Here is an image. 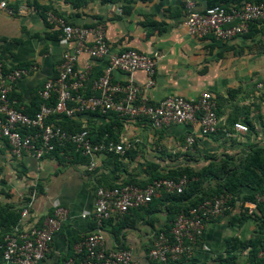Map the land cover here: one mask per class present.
I'll use <instances>...</instances> for the list:
<instances>
[{
	"label": "crops",
	"instance_id": "0c3cea01",
	"mask_svg": "<svg viewBox=\"0 0 264 264\" xmlns=\"http://www.w3.org/2000/svg\"><path fill=\"white\" fill-rule=\"evenodd\" d=\"M7 1L15 14L6 16L0 12V62L12 68L21 67L20 65L35 67L15 83L10 94L22 110L29 109L30 103L37 96V90L53 75L54 66L69 47L59 36L56 40L44 36L55 32L40 17L39 12L44 8L45 12H52L71 24L87 26L99 19L103 21L105 39L111 53L133 49L153 56L151 88H144L147 76L142 71L131 74L113 72L114 81H131L137 84L138 97L156 103L166 96L194 98L198 93L207 91L215 102L221 128L228 129L233 122L249 123L248 130L260 128L255 117L258 113L263 115L264 95L257 92L255 84L264 76V24H253L247 37L237 36L228 41H217L210 36L195 38L186 35L182 25L184 0H116L115 5L119 8L123 6L129 9L125 13L119 9L120 15L117 18L107 17L103 11L99 12V17L72 16L76 9L63 0ZM239 1L192 0L194 9L198 12L205 10L212 2H220L227 7ZM261 3L264 5V0ZM32 34H37V37L32 38ZM251 43H256L258 52H248ZM84 62L82 55L75 69L82 68ZM90 63L86 87L104 66L103 60ZM250 91L252 94H249ZM246 93L249 97L241 98ZM75 122L85 126L94 122L101 124L105 119L80 115ZM187 134L193 136L201 154L216 152L220 146H225L221 142L220 133L202 135L196 123L152 129L140 120H130L122 122V127L117 132L118 140L126 139L131 144L128 157L116 160L98 157L96 169L89 173L85 170L84 163L73 161L72 158L59 161L53 156H45L36 161L28 154H23L18 160H13L5 142L0 140V208L8 207L14 211L20 209L17 223L8 230L40 225L49 214L53 202L65 207L68 218L54 234L49 251L40 263L61 264L69 248L95 230L90 217H80L90 212L94 189L97 186H114L123 182L128 174L137 183L145 181L147 177L137 169L141 164L166 167L185 163L183 160L169 163L163 158L162 151L179 150ZM230 138L239 141L245 137ZM36 181L39 182V189L36 192L29 191L30 196L26 195L25 187L29 190ZM23 212L25 214L22 215ZM148 221H152V229ZM125 223L129 226L116 232L113 220L102 223L100 231L104 248L128 249L138 264H150L146 259V251L151 246L153 230L161 229L168 223L163 210L159 208L151 215L130 211ZM247 224L245 222L242 226L247 227ZM222 225V222H208L192 255L177 264H193L190 261L193 259L201 262L213 253L221 252L222 249L213 252V246L220 240L218 231ZM2 233L0 228V240ZM221 243L219 241V245ZM0 264L3 263L0 261Z\"/></svg>",
	"mask_w": 264,
	"mask_h": 264
},
{
	"label": "built area",
	"instance_id": "2783aa9c",
	"mask_svg": "<svg viewBox=\"0 0 264 264\" xmlns=\"http://www.w3.org/2000/svg\"><path fill=\"white\" fill-rule=\"evenodd\" d=\"M0 12L6 16L15 14L7 0H0ZM183 12L185 33L195 38L210 36L217 41H228L243 36L251 24H264V5L251 0H240L227 7L217 5L202 12L195 11L192 0H184ZM44 21L59 33L60 40L69 44V47L54 66L53 75L37 90L39 103L32 115L23 113L10 94L15 83L35 67L28 65L12 68L0 62V140L5 142L13 160L28 154L38 161L55 148L70 146L85 160V170L93 173L98 157L121 156L131 149L126 139L114 142L104 135L97 141L89 136L83 125L78 131H67L54 123L94 113L100 116L111 113L122 122L140 120L152 129L196 123L202 135H211L219 130L227 138H243L247 135L249 130L242 122H233L228 129L219 126L215 102L207 91L198 93L194 98L166 96L156 103H150L138 97L137 84L114 81L113 72L131 74L142 71L147 76L144 88H151L154 60L153 56L133 49L111 53L105 39L104 26L100 22L93 21L87 26L71 24L49 11L44 13ZM82 55L85 62L82 68L76 70L77 61ZM95 60H103L104 66L86 87L90 62ZM255 89L264 94V76L256 82ZM194 142L193 136L187 134L179 150H191ZM186 183V178L181 176L177 179H155L143 186L123 182L110 188L97 186L93 192L90 212L80 216L90 217L95 230L74 243L71 254L61 264H138L128 249L104 248L100 231L102 223L109 219H119L130 210L146 206L161 193L179 194ZM230 199V195L222 192L201 201L186 212L176 214L169 224L168 235L158 232L154 236L146 259L164 263L192 255L202 238L205 225L222 214ZM262 202L264 191L254 195L251 202L243 204L246 214L255 213L256 205ZM67 218V209L53 202L49 214L40 225L12 230L0 246L2 263L40 264L49 251L54 234Z\"/></svg>",
	"mask_w": 264,
	"mask_h": 264
},
{
	"label": "trees",
	"instance_id": "16d2710c",
	"mask_svg": "<svg viewBox=\"0 0 264 264\" xmlns=\"http://www.w3.org/2000/svg\"><path fill=\"white\" fill-rule=\"evenodd\" d=\"M91 1H97L99 5L116 3V0H63L64 3L71 5V7L75 9L81 8ZM254 3H261V0H254ZM217 5H222V4L220 2H214V3L212 2L208 4L207 8ZM121 10L125 13L129 9L128 7L121 6ZM45 11L46 10L42 8L39 12L43 22H45L43 15ZM97 22L100 21L97 20ZM254 24H258V23H254ZM252 26L253 24L249 25V28L247 32L243 35V37H247L248 35H250L251 32L250 27ZM44 36L48 39L56 40L59 36V33L55 31L52 32V35L45 34ZM31 37L36 38L37 34H32ZM20 66L23 67L26 65H20ZM263 95L264 94H262V96ZM52 102L53 101L51 100L50 103ZM38 103H39V99L36 96V98L33 99L32 102L30 103L29 109L23 110V113L29 116L32 115L36 111ZM90 116L105 119V122L95 126L90 124L85 125V129L88 131L89 136H91L93 140L98 141L105 135L107 139H110L114 142L118 141L117 132L122 127V121L119 118H117L114 114L111 113H107L101 116L100 114L94 113V114H90ZM54 123L55 125L59 126L61 129L67 131H78L81 129V125L79 123H76L75 119L58 120V121H54ZM246 124L249 127L248 125L249 123ZM249 132L250 130L248 131V133ZM216 133H220V135L222 134V132H218V131ZM130 150L131 149L126 150L121 156L110 155L107 157L114 158V160L122 157L126 158L128 157ZM48 156H53L59 161H61L64 158H72L73 161H80L82 163H85V160L81 158L78 153L74 152L73 148L70 146H67L66 148H55L50 154H48ZM203 159L206 164L200 167L198 170H194L188 164L185 163L183 164L179 163L173 166H166L164 167V169H158L156 165H150L151 172L149 173L145 181H142L141 183H137L133 178L130 177L129 174L127 175L126 179L123 180V183L135 184L137 186H143L146 183L151 182L152 180L161 179V178L177 179L181 176H184L187 180L186 185L179 194L161 193L156 198H153L146 206L130 210V211H140L141 214L144 215H151L153 212H157L159 208L163 210L168 223L165 226H163V228L161 229L153 230L152 241L154 236L158 232H163L165 235H168L167 233L169 229V224L176 214L181 212H186L189 208L196 206L198 203H200L203 200H207L224 192L231 196V199L227 203V208H228V206L229 207L233 206L236 194L242 189L250 191L249 194L242 196L241 198L242 204L251 202L253 200L254 195L264 191V148L252 146L240 158L237 167L231 170L226 168L227 162L222 161L223 165L218 173L216 171L217 162L213 161L210 157H204ZM208 181L213 182V187L211 189L207 188ZM110 187L113 186H109L107 188ZM38 189H39V182L36 181L34 186H31L29 188V191L36 192ZM255 209L256 212L250 215L246 214L245 212L246 210L244 208H241L240 211H238L237 213H230V218L228 221L229 225L236 224L237 226H242L245 222H247V219L254 217L256 218L254 220L255 230L253 231V236H250L245 240H241L237 236L226 238L224 241V247L222 251L223 255L218 254L216 256L217 259L216 264H241V263H236V255L234 254V252H239V253L243 252L245 254V260L243 264H264V202L256 205ZM19 212L20 209L14 211L13 209L8 207L0 208V228L1 231L3 232L1 234L2 237L0 240V246L3 243L4 237L12 231L8 229L17 223L19 219ZM126 215L116 220L109 219L114 221L113 229L115 230V232L129 226L128 224L125 223ZM148 222H149L148 223L149 226L152 229V221H148ZM121 249L123 248H118L116 250H121ZM148 250L146 251V254ZM0 253H1V249H0ZM259 253H261L260 257L258 256ZM70 254H71V248H69L63 259L69 256ZM186 258L183 257L175 262L166 261L164 263H157L154 261H149V263L177 264L182 260H185Z\"/></svg>",
	"mask_w": 264,
	"mask_h": 264
},
{
	"label": "rangeland",
	"instance_id": "374dc122",
	"mask_svg": "<svg viewBox=\"0 0 264 264\" xmlns=\"http://www.w3.org/2000/svg\"><path fill=\"white\" fill-rule=\"evenodd\" d=\"M115 4L116 3L107 4V5H99L97 1H91V2H88L85 6L74 10L72 12V16L99 17L100 16L98 15L99 12L103 11L107 14V17L117 18L120 15L119 9H121V7L119 8V6ZM99 21L103 25V21H101L100 19ZM255 44L251 43V45H249L250 47H248V52H251V51L258 52L259 51V49L255 47ZM250 92L249 94H252V92L251 93ZM244 96L247 97L248 94L247 93L242 94L241 98H243ZM258 110L260 111V106L258 107ZM255 120L259 122L260 128H258L257 130L255 129L250 130L247 136H244L245 138H243V140L240 139L238 141L236 138H227L221 134L220 136V138L222 139L221 142H224L225 146H222V147L220 146V148L216 152H211V153L206 152V153L201 154L199 152L198 147L196 146V143L194 142V146L191 148V150H188L186 152H181L180 150H177V151L173 150L172 152H169L166 149H163L162 151L163 158L167 160L169 163L177 162V160H183L185 163L187 162L191 168H193L194 170H198L200 167L206 164L203 158L210 157L213 161L217 162L216 164L217 173L219 172L220 168L223 165L222 161L227 162V165H226L227 169L229 170L234 169L237 167L240 158L249 150V148H251L252 146L264 148V112H263V115H260L258 113L255 117ZM92 125L95 126L98 124L97 122H94ZM214 139L216 140L217 137H214ZM150 165L145 166L144 164H141L137 166V169L143 172L146 177H148L149 173L151 172ZM156 166L158 169H164L163 166L162 167H159L158 165ZM207 183H208L207 188L211 189L213 187V182L208 181ZM25 189H26V195H29L30 192L27 189V187H25ZM249 193H250L249 190H245V189L240 190L236 194L233 206L232 207L228 206V208L224 210L225 212L223 211L220 216L212 220L213 223L222 222L223 224L221 229L218 231L220 232L219 236H221L219 241L222 243L219 245V241H218V243L213 246L214 247L213 252L217 249H222L223 251L224 240L226 238L237 236L239 239L245 240L248 237L253 236V231L255 230L254 220L256 219L254 217L247 219V223H248L247 227L237 226L236 224H233V225L228 224L230 213H237L238 211H240L241 208H243V204L241 203V198L243 195H247ZM23 199L25 200V197H23ZM24 200H22L23 203H24ZM150 247L148 249H150ZM221 252L213 253L212 256H210L207 260H204L201 262H198V259L190 260L191 259L190 258L188 260H190L193 264H216L217 263L216 256L218 254L223 255ZM234 254L236 255V263L243 264L245 260V254L243 252L241 253L234 252Z\"/></svg>",
	"mask_w": 264,
	"mask_h": 264
}]
</instances>
